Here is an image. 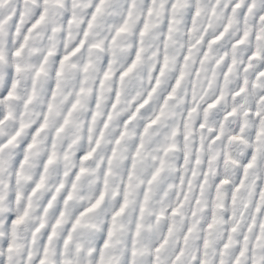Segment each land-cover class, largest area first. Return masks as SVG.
I'll list each match as a JSON object with an SVG mask.
<instances>
[{"label": "snow or ice", "instance_id": "1", "mask_svg": "<svg viewBox=\"0 0 264 264\" xmlns=\"http://www.w3.org/2000/svg\"><path fill=\"white\" fill-rule=\"evenodd\" d=\"M248 14L264 21V0H0V168L18 209L0 264H17L37 197L18 264H264V30L233 28Z\"/></svg>", "mask_w": 264, "mask_h": 264}, {"label": "clouds", "instance_id": "2", "mask_svg": "<svg viewBox=\"0 0 264 264\" xmlns=\"http://www.w3.org/2000/svg\"><path fill=\"white\" fill-rule=\"evenodd\" d=\"M234 30L240 31L243 29L252 30L255 29H261L264 30V21H259L254 19V17L251 14H248L246 19L239 20L237 18H234L233 23ZM38 108L36 106H33L32 114L34 115L36 112H38ZM175 111L179 112L181 111V108L179 106L175 107ZM82 118V115H81ZM241 117L239 114L233 118H231L230 121H228L225 125V133L226 135H231L234 132H238L239 130V123H240ZM171 123V121H170ZM133 133L130 130L129 136H131ZM60 150H63V144L59 145ZM245 144L243 141H234L231 142L228 145V150L232 153L233 156L239 158L241 154L245 151ZM75 150V149H74ZM178 153L171 154L170 159L175 162L176 158L178 157ZM12 157H7L6 160L10 159ZM39 166V160L38 158H33L30 160L29 164L25 166L24 172L27 177H33L36 173V170ZM66 167H71V161L66 162ZM118 167V165L114 166V171ZM90 169H96V161L93 160L89 163ZM232 169L231 167L225 168L226 174H231ZM119 174L116 172L111 178H110V184L112 187H115L119 183ZM56 174L55 171L50 170L49 172V190L52 186L55 184ZM31 180H24L20 182L18 185H13V187H18L20 191L26 193L29 186H30ZM99 183V172L94 171L91 172L89 175L84 177L81 181L80 188L77 194V198L73 201V206H78L83 201L81 198H90L95 194V191L97 189ZM8 189H9V173L7 170V164L3 168H0V191H3L4 198L0 200V216L3 217V221L5 222V227L0 230V240H7L9 238V232H8V226L6 224L8 215L12 213H16L18 211L17 206L14 202L8 200ZM39 197L35 198L33 201V211L31 213V216L29 217L28 221L22 225H20L16 229V238L15 242L17 245H19V248L14 253L15 259L17 261V264L20 260V255H17L16 253L22 252L25 245L28 243L29 233L33 227H35L39 223ZM90 223L95 225V230L91 232L89 236L86 237V239L94 244V237L97 233L101 232L103 230L104 226V216L99 213H94L89 217ZM125 238V233L123 231H118L116 236L113 238L112 241V247L108 249V252L116 257H119L122 251L123 247V239Z\"/></svg>", "mask_w": 264, "mask_h": 264}]
</instances>
